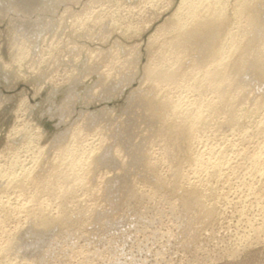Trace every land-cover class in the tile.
Returning <instances> with one entry per match:
<instances>
[{
	"label": "rangeland",
	"instance_id": "1",
	"mask_svg": "<svg viewBox=\"0 0 264 264\" xmlns=\"http://www.w3.org/2000/svg\"><path fill=\"white\" fill-rule=\"evenodd\" d=\"M183 1L0 0V264H264V0Z\"/></svg>",
	"mask_w": 264,
	"mask_h": 264
},
{
	"label": "bare ground",
	"instance_id": "2",
	"mask_svg": "<svg viewBox=\"0 0 264 264\" xmlns=\"http://www.w3.org/2000/svg\"><path fill=\"white\" fill-rule=\"evenodd\" d=\"M186 1V0H185ZM185 1H183L184 3H185ZM190 1V0H189ZM189 1H187L188 3V8H189V5L191 4V2H190V4H189ZM195 1V0H194ZM202 2L201 3H199L198 1V4L196 3H194L193 1V4H192V6H190V8H191V14H193V15H196V16H198V17H200V19L197 21V23L192 27V28H190L189 30L188 29H186L187 27H185V29L186 30H188L187 32L189 33L190 32V34H191V32H196V31H198V30H200L201 28H199V27H201L202 25H205V24H208V23H210L212 20H214L215 21V19H213V17H216V16H219V17H222L221 15H223V11H222V8L221 7H219V6H217L219 3H220V1L218 0H211L210 2H209V0H201ZM248 1V0H247ZM244 2V1H243ZM246 2V1H245ZM183 4V3H182ZM182 6H184V5H182ZM246 7H247V5H245ZM249 6V5H248ZM219 7V8H218ZM239 7V6H238ZM244 6H242V5H240V8L238 9L239 10V12L241 13V11H244V8H243ZM187 9V8H186ZM190 10V9H189ZM238 16V15H237ZM219 17H217L218 19H220L221 20V18H219ZM197 18V17H196ZM194 19H195V17H194ZM193 19V20H194ZM217 19V20H218ZM187 20V19H186ZM185 20V21H186ZM220 20H218L219 22H220ZM223 20V19H222ZM179 21V20H178ZM218 21H217V23H218ZM230 21V20H229ZM178 23V22H177ZM211 23H213V21L211 22ZM221 24H222V22H220ZM193 24H194V22H193ZM214 24V23H213ZM216 24V23H215ZM183 25V27L185 26L184 24H182ZM182 25L180 24L179 26H181L182 27ZM190 25V24H189ZM192 25V24H191ZM211 25V24H210ZM219 26H220V24H218ZM176 26V25H175ZM182 27V28H183ZM191 27V26H190ZM203 28V27H202ZM207 28V27H206ZM219 28V27H218ZM179 29H181L180 27H179ZM178 30V29H177ZM185 30V31H186ZM219 30V29H218ZM218 30H217V33H218ZM207 31V30H206ZM212 32H213V30H211ZM182 32V31H181ZM209 32V31H208ZM215 32V31H214ZM213 32V33H214ZM227 32V31H226ZM229 32V31H228ZM227 32V33H228ZM185 33V32H184ZM216 33V34H217ZM186 34V33H185ZM184 34V35H185ZM193 34V33H192ZM197 35H199L198 33H196ZM229 34V33H228ZM235 34V33H234ZM230 35V34H229ZM228 35V36H229ZM205 36V35H204ZM213 36V35H212ZM232 36H233V34H232ZM235 36V35H234ZM207 37H211V36H207ZM230 37V36H229ZM204 38V37H203ZM179 41V40H178ZM231 41V40H230ZM234 41V40H233ZM216 42V41H215ZM224 42V41H223ZM226 43V42H225ZM226 46H228V45H226ZM232 47H233V45H231ZM235 46V45H234ZM214 47V46H213ZM221 48V47H220ZM225 48V47H224ZM228 48H230L229 46H228ZM231 49V48H230ZM218 51L216 52V59H219L218 60V62H219V64L218 65H221V66H219V67H217L216 69L215 68H213V69H215L214 70V72L212 73V74H214V76H217V77H219V79L222 77V75H221V73H222V71H223V69H225L226 70V68H224L225 67V65H226V62H227V60L226 61H223V59H225L224 58V56H222L223 54V52H225V50L223 51V52H221V50H219V48L217 49ZM222 50H223V47H222ZM227 50V49H226ZM235 51V50H234ZM227 53H228V51H227ZM230 53V52H229ZM264 53V52H263ZM231 54V53H230ZM225 55V57L227 58V54H224ZM232 56V55H231ZM240 56V55H239ZM261 56V55H260ZM230 57V56H229ZM262 60V59H261ZM215 61H217V60H215ZM230 61H233V60H231V59H229V62ZM239 61V60H238ZM238 61L236 60V62L238 63ZM257 61V60H256ZM214 62V61H213ZM264 62V61H263ZM215 63H217V62H215ZM223 63H224V65H223ZM229 64V63H228ZM261 64V63H260ZM213 65V64H212ZM239 65H240V62H239ZM258 65V64H257ZM227 66V65H226ZM262 66H264V65H262ZM237 67V66H236ZM258 67V66H257ZM228 68V67H227ZM259 68H260V66H259ZM262 69V68H261ZM261 69H259L260 71H261ZM158 70V69H157ZM160 70V69H159ZM158 70V71H159ZM163 70V69H162ZM222 70V71H221ZM258 70V71H259ZM263 70V69H262ZM166 71V70H165ZM169 71V70H168ZM207 71V70H206ZM257 71V70H256ZM259 71V72H260ZM156 72V71H155ZM154 72V73H155ZM167 72V71H166ZM204 72V71H203ZM152 73V72H151ZM171 73V72H170ZM211 73V72H210ZM260 73H262V72H260ZM259 73V74H260ZM225 74V73H224ZM227 74V73H226ZM225 74V75H226ZM262 74H264V73H262ZM208 76H209V74H208ZM211 76V75H210ZM205 77V76H204ZM157 78V77H156ZM213 78V77H212ZM211 78V79H212ZM154 79V78H153ZM159 79H161V78H159ZM210 79V80H211ZM217 79V78H216ZM222 79V78H221ZM220 79V80H221ZM209 82H211V81H209ZM216 83V82H215ZM219 83V82H218ZM222 84V83H221ZM214 85V84H213ZM215 86V85H214ZM223 87V86H222ZM221 88V87H220ZM218 93V92H217ZM170 100V99H169ZM166 101V100H165ZM164 101V102H165ZM168 101V100H167ZM166 103V102H165ZM165 107V106H164ZM167 108L169 109V111H170V113L172 114V115H174V116H176L177 118L176 119H178V118H181L182 119V121L184 120V121H186L187 122V124H188V129L190 130L189 131V133L191 132V130L196 126V124H198L199 122H201L202 121V118L204 117H202V115H201V113H198V110L196 111V112H192V110L191 109H186V111H182L181 109L183 108H180L179 107V105H177V103H173V102H168V104H167ZM205 114V113H204ZM207 115V114H206ZM173 116V117H174ZM179 116V117H178ZM181 116V117H180ZM172 118V117H171ZM181 119H180V121H181ZM174 121V120H173ZM179 121V120H178ZM178 123V122H177ZM200 124V123H199ZM263 124V123H262ZM175 125V124H174ZM206 125V124H205ZM199 126V125H198ZM180 127V126H179ZM197 127V126H196ZM198 129V128H197ZM264 136V135H263ZM221 149V148H220ZM219 149V150H220ZM223 150V149H222ZM216 152V151H215ZM219 152V151H218ZM220 152H222V151H220ZM224 152V151H223ZM71 153V152H70ZM90 153V152H89ZM217 153V152H216ZM25 154V153H24ZM220 154V153H219ZM196 155V154H195ZM241 155V154H240ZM66 159H68V158H66ZM70 159V158H69ZM76 159V158H75ZM195 159H198V157L197 158H195ZM200 159V158H199ZM225 159V158H224ZM72 161H74L73 160V158L71 159ZM77 161H76V163H78V161L80 160H78V159H76ZM70 161V160H69ZM193 161H195V160H193ZM198 161V160H197ZM65 162H68V161H65ZM18 163V162H17ZM76 163L74 162V165H76ZM81 163V162H80ZM71 161H70V163L68 162V164L67 165H69V167H71ZM64 165V164H63ZM72 165H73V163H72ZM83 166V165H82ZM62 167V166H61ZM66 167V166H65ZM69 167H67V168H65V169H68ZM214 167V166H213ZM64 169V168H63ZM215 169H216V167H215ZM70 170V169H69ZM68 171V170H67ZM56 172V171H55ZM71 172V171H70ZM74 172V171H73ZM211 172H213L212 170H211ZM214 172H215V170H214ZM68 173V172H67ZM218 172L216 171V174H217ZM212 174V173H211ZM8 175V174H7ZM67 175H71V174H67ZM66 175V180H67V177H68V179H69V176H67ZM252 175V174H251ZM210 176V175H209ZM214 177L216 176V175H213ZM76 177H78V176H76ZM212 177V176H211ZM213 177V178H214ZM19 178V177H18ZM201 178V177H200ZM72 179V178H71ZM67 181H72V180H67ZM74 181V180H73ZM12 182V181H11ZM6 183V182H5ZM8 183H10V181L8 182ZM16 183V182H15ZM19 183H21V182H19ZM19 183L17 182V184H16V186L18 187V186H20L19 185ZM1 185V184H0ZM9 185V184H8ZM13 185H15V184H13ZM5 186V185H4ZM25 186V185H24ZM3 187V186H2ZM66 187V186H65ZM70 187V186H69ZM66 188V192H68L69 193V195H70V191H71V189L72 188ZM16 188V187H15ZM194 188V187H193ZM181 189V188H180ZM208 190H210V189H208ZM191 192V191H190ZM200 192V191H199ZM71 193H73V192H71ZM211 193H212V191H211ZM195 194V193H194ZM193 194V195H194ZM66 198V197H65ZM2 202V201H1ZM10 205V204H9ZM12 207V206H11ZM22 207V206H21ZM48 211V210H47ZM20 215V214H19ZM31 216V215H30ZM42 216V215H41ZM40 216V217H41ZM39 217V218H40ZM38 218V219H39ZM50 218V217H49ZM53 218V217H52ZM38 219L36 220V221H38ZM53 220V219H52ZM64 220V219H63ZM50 221L49 220H47V219H45V217L44 218H42L41 217V219H39V221H38V223H39V225H38V227L40 228H46V226H48V223H49ZM50 225H52V224H50L49 223V226ZM249 225V224H248ZM44 228V229H45ZM35 229V228H34ZM47 229V228H46ZM259 229V228H258ZM44 231V230H43Z\"/></svg>",
	"mask_w": 264,
	"mask_h": 264
},
{
	"label": "water",
	"instance_id": "3",
	"mask_svg": "<svg viewBox=\"0 0 264 264\" xmlns=\"http://www.w3.org/2000/svg\"><path fill=\"white\" fill-rule=\"evenodd\" d=\"M44 125H45V127L49 128V129L51 128V125H50V123H49V122H47V121H45V122H44Z\"/></svg>",
	"mask_w": 264,
	"mask_h": 264
}]
</instances>
